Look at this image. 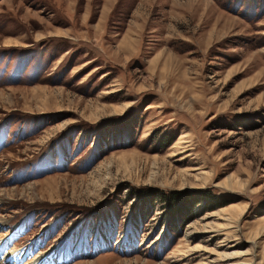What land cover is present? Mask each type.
Masks as SVG:
<instances>
[{"label": "rangeland", "instance_id": "1", "mask_svg": "<svg viewBox=\"0 0 264 264\" xmlns=\"http://www.w3.org/2000/svg\"><path fill=\"white\" fill-rule=\"evenodd\" d=\"M0 264H264V0H0Z\"/></svg>", "mask_w": 264, "mask_h": 264}, {"label": "crops", "instance_id": "2", "mask_svg": "<svg viewBox=\"0 0 264 264\" xmlns=\"http://www.w3.org/2000/svg\"><path fill=\"white\" fill-rule=\"evenodd\" d=\"M130 26H131V25H130ZM130 26H129V27H130ZM128 29H129V28H128ZM131 31H133V30L129 29V32H131ZM133 32H134V31H133ZM127 40H129V44H128V45L125 44ZM131 42H132V41H131L130 39H126V40H124V41H123V44H125V45H123V48H124V49H125V48H126V49L128 48L127 50H129V48L131 47V46H130ZM133 48H134V47H131V49H133ZM122 50H123V49H122ZM124 51H126V50H124ZM133 52H134V51H133ZM4 144L6 145V141L3 142L2 146H3ZM50 153H51V156H55V155H56L55 150H51ZM68 160H69V159H68ZM68 160H67V158H65L64 161H63V164H62V165H56V169H57V168H60V169H61V168H65V167L67 166V161H68ZM28 165H29V164H28ZM28 165H27V166H28ZM33 166H34V165H33ZM33 166H32V167H33ZM22 167H23V166H22ZM25 167H26V166H25ZM32 167H31V168H32ZM31 168H30V167H27V173H28L29 171L32 170ZM49 171H52V170H48V171H46V172H49ZM43 173H44V172H43ZM40 174H41V173H40ZM20 176H21V175H20Z\"/></svg>", "mask_w": 264, "mask_h": 264}, {"label": "trees", "instance_id": "3", "mask_svg": "<svg viewBox=\"0 0 264 264\" xmlns=\"http://www.w3.org/2000/svg\"><path fill=\"white\" fill-rule=\"evenodd\" d=\"M165 198H166V196H165Z\"/></svg>", "mask_w": 264, "mask_h": 264}]
</instances>
